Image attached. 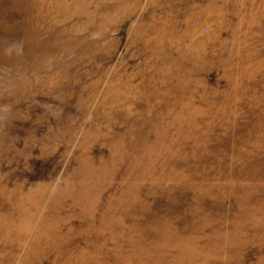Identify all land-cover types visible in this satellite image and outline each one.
<instances>
[{
  "label": "rangeland",
  "instance_id": "1",
  "mask_svg": "<svg viewBox=\"0 0 264 264\" xmlns=\"http://www.w3.org/2000/svg\"><path fill=\"white\" fill-rule=\"evenodd\" d=\"M0 264H264V0H0Z\"/></svg>",
  "mask_w": 264,
  "mask_h": 264
}]
</instances>
